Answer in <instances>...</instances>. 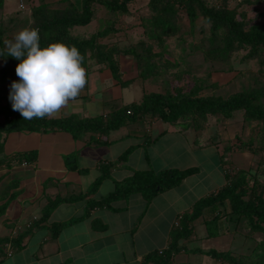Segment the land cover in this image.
Segmentation results:
<instances>
[{
    "label": "crops",
    "instance_id": "0c3cea01",
    "mask_svg": "<svg viewBox=\"0 0 264 264\" xmlns=\"http://www.w3.org/2000/svg\"><path fill=\"white\" fill-rule=\"evenodd\" d=\"M29 1L25 12L20 11L25 9L24 0H17L16 7L0 12V20L11 24L4 35L7 41L20 29L32 27L30 7L41 0ZM43 1L63 6L67 0ZM84 67L86 88L51 118L71 114L81 118L106 117L123 104L111 95L112 87H117L118 83L107 67L93 59H88ZM120 78L122 81L129 80V83L135 80L134 75L123 74ZM16 79L11 66L4 65L0 59V97L3 98L0 107L11 105L8 92L11 81ZM113 100L117 103L116 107L110 104ZM3 121L0 116V122ZM160 122L156 118L147 119L106 131L79 132L78 135L65 129L1 132L0 159L7 158V165L0 166V238H8L9 241L2 246L0 264H138L148 252L166 248L176 214L179 210L188 211L196 200L190 181L195 180L198 186L207 187V179L198 176L200 170L184 178L179 185L159 192L149 202L134 193L112 201L110 207L93 206L95 201L113 191L115 182L127 178L135 170L156 172L167 167L180 168L177 163L155 160L163 153H170L173 162L181 157L191 158L190 150L197 145L194 143L192 146L189 142L181 149L175 148V141L169 142L161 150L153 152L154 157L145 152V144L151 142L149 145H153L157 140L152 132L156 129L160 132ZM176 122L180 123L175 130L179 135L193 130L182 125L180 120ZM115 131H118L117 135L110 134ZM204 141L209 144L208 138L205 137ZM210 143L213 141L210 140ZM126 150L129 152L119 159ZM194 162L192 160L189 164ZM224 175L226 179L225 171ZM94 182H97L95 188L90 189ZM219 182H213L207 194L216 192L226 180L215 187ZM185 197L188 204L178 206V199ZM56 198L69 200L61 201L46 219H41L43 207ZM203 214H206L205 218H201ZM212 215L213 211L206 208L192 222L190 235L180 241L184 249L191 239L210 238L205 222ZM72 218L78 220L64 226L55 236L52 234V224ZM226 220L230 221L228 215L212 223L217 224V234L223 232L221 228ZM147 227L152 229L144 233ZM158 229L162 231L157 236ZM182 254H185L184 250L175 254L171 264H190L189 257L181 258Z\"/></svg>",
    "mask_w": 264,
    "mask_h": 264
},
{
    "label": "rangeland",
    "instance_id": "374dc122",
    "mask_svg": "<svg viewBox=\"0 0 264 264\" xmlns=\"http://www.w3.org/2000/svg\"><path fill=\"white\" fill-rule=\"evenodd\" d=\"M205 5L215 11H234V19L242 22L245 29L251 26H262L264 28V0H202ZM148 0H131L126 13H119L112 17L102 7L94 5L95 19L85 25L72 28V33L79 36H89L107 26L109 20L116 29L110 38L102 39L101 42L117 43L121 48L133 46L141 59L140 67L137 61L130 55L118 57V68L120 76H137L145 67H152L153 74L146 79L137 78L133 83H123L112 87L111 95L116 101L129 103L138 101L143 93L149 92H170L176 90L186 94L200 97L222 96L224 98L231 94L250 91L251 89L264 88V66L261 65L259 55L260 47L253 51L251 46L237 47L225 58L218 53V47L223 44V39L228 29L226 26L218 29L214 35L211 23L203 15L197 13L191 22L184 9H179L174 19L176 33L164 36L161 44L153 35L151 25V12L149 11ZM29 0H24L25 12ZM2 6V7H1ZM0 12L4 9H12L17 6V0H2ZM2 15V13H0ZM25 14V13H23ZM107 22V23H106ZM145 44L143 47L141 44ZM150 48V52H148ZM90 76V75H89ZM86 88V87H85ZM110 90V89H109ZM107 95V92L105 93ZM116 96V97H114ZM3 98L0 97V102ZM113 107L117 106L111 101ZM93 115V114H92ZM178 120L189 129L182 132V135L175 130L180 123L163 122L161 128L153 130L152 136H157L153 145L146 143L145 152L154 157L153 152L161 150L167 143L175 141L176 149L186 147V142L192 146L190 157H181L179 161H171V155L161 154L158 161L177 163L179 169L197 166L200 178H206V189L195 184V180L189 185L195 190L194 199L208 195L212 189L213 182L224 183V171L234 175L238 171H245L249 183L257 180L256 190H263L264 196V121L244 118V111L235 110L232 115L225 118L221 115L206 114L205 118L185 116ZM110 134L117 135L118 131ZM242 142H250L249 148H244L236 143L235 137ZM208 138V143L204 139ZM126 140V139H125ZM210 140L213 143H210ZM149 145V146H148ZM201 146V148H200ZM234 146L239 147L237 150ZM190 158V159H189ZM195 160L194 164H189ZM171 165V164H169ZM189 165V166H188ZM176 168V167H175ZM217 179V180H216ZM193 194L190 195V198ZM192 199V198H191ZM178 206L184 207L188 204L187 197L178 199ZM180 209V207H179ZM186 210H179V214ZM169 215V210L167 211ZM203 214L201 218H205ZM178 214H176V218ZM223 232L210 238H194L186 243L185 254L189 257L190 264H229L226 261H216L209 255L200 252V248L230 250L240 261L259 263L264 260V230L250 229L247 220L242 217L235 224L232 221H225ZM211 229L214 225L211 224ZM162 228V227H161ZM147 227L144 231H151ZM200 228H198V231ZM201 230L203 228L201 227ZM158 229V234L161 232ZM233 232V233H231ZM200 247V248H196ZM196 248V249H195ZM187 254V255H186ZM176 261V260H175ZM171 264V262L169 263Z\"/></svg>",
    "mask_w": 264,
    "mask_h": 264
},
{
    "label": "trees",
    "instance_id": "16d2710c",
    "mask_svg": "<svg viewBox=\"0 0 264 264\" xmlns=\"http://www.w3.org/2000/svg\"><path fill=\"white\" fill-rule=\"evenodd\" d=\"M65 1V0H64ZM131 0H67L63 6L47 3L41 0L35 5H31L29 20L32 27L39 29L40 43L46 45L50 41H63L68 45L75 46L84 57V66L88 59L103 64L108 68L112 77L118 84L128 83L129 80L122 81L118 68V57L120 55H130L137 61V67L141 57L133 46L121 48L117 43L101 42L102 39L110 38L116 31L113 28V20H109L107 26L89 36H79L71 32L75 26L85 25L95 18L94 5L102 7L105 12L112 17L126 13ZM2 0H0V6ZM149 11L151 12V25L153 35L161 44L164 36L176 33L174 19L179 9H184L189 20L192 22L197 13L211 23L214 35L219 28L226 26L228 33L225 34L223 44L218 47V53L225 58L237 47L251 46L253 51L260 47L261 65L264 66V28L262 26H251L245 29L242 22L234 19L235 12L228 10H213L205 5L202 0H148ZM107 23V22H106ZM11 24L0 20V53L6 55L4 35ZM145 47V44H141ZM150 52V48H148ZM4 65L11 66L15 75V65L17 60L11 56L0 58ZM141 64V65H140ZM152 67H145L133 78L146 79L152 75ZM17 77V76H16ZM18 78V77H17ZM173 94L170 92H149L143 93L138 101L124 103L113 110L109 116H96L91 118H81L74 114L67 117L42 118L32 120L23 119L17 111H13L11 105L0 107V116L4 121L0 122V133L14 130L36 131L40 129H65L78 135L79 132L88 130L106 131L118 128L125 123H135L147 119H159L163 122H176L179 118L193 116L205 118L206 114L221 115L228 118L235 110H243L244 118L257 121H264V88L251 89L250 91L238 92L224 98L222 96L200 97L186 94L183 91ZM236 143L244 148L250 147V142H242L239 137H235ZM0 142V151H1ZM239 147L234 146L237 150ZM129 150L122 153L121 159ZM31 154V153H30ZM34 154V152H32ZM24 155V154H23ZM5 159H0V166L5 164ZM197 166L186 168L167 167L156 172L145 169L135 170L132 175L121 181L115 182L113 191L104 198L95 201L93 206L110 207V203L116 199H124L131 194H140L146 202H149L159 192L168 190L179 185L182 180L192 174L197 173ZM226 174V183L216 192L196 199L188 211L178 214L180 219L176 226L172 225L168 246L160 250H152L143 256L138 264H169L172 257L184 249L180 242L187 238L192 230V222L198 218L203 210L208 208L213 211L212 218L205 222L208 236H215L218 232L217 224L211 229L212 223H217L218 218L228 215L230 221L237 224L244 217L250 229L264 230V196L263 190H256L257 180L249 183L247 174L241 170L236 174ZM98 181V180H97ZM94 182L90 189L95 188ZM69 198H56L49 200L43 207L41 219H46L52 209L61 201H68ZM220 212H223L220 214ZM72 218L65 222L51 225L52 234L55 236L64 226L77 221ZM9 241L8 238H0V254L2 246ZM15 241V240H14ZM264 243V242H263ZM18 247L20 244H17ZM264 247V245H263ZM216 261H226L229 264H256L243 262L230 250H216L213 248L201 250ZM264 264V260L257 263Z\"/></svg>",
    "mask_w": 264,
    "mask_h": 264
},
{
    "label": "clouds",
    "instance_id": "9594fccd",
    "mask_svg": "<svg viewBox=\"0 0 264 264\" xmlns=\"http://www.w3.org/2000/svg\"><path fill=\"white\" fill-rule=\"evenodd\" d=\"M6 55L18 62L8 100L25 120L52 117L77 98L87 83L84 57L63 41L41 45L39 29L25 27L5 42Z\"/></svg>",
    "mask_w": 264,
    "mask_h": 264
},
{
    "label": "built area",
    "instance_id": "2783aa9c",
    "mask_svg": "<svg viewBox=\"0 0 264 264\" xmlns=\"http://www.w3.org/2000/svg\"><path fill=\"white\" fill-rule=\"evenodd\" d=\"M22 7H23V6H22ZM179 219H180V216H178V217L174 220V222H173V225H174V226H176V225L178 224Z\"/></svg>",
    "mask_w": 264,
    "mask_h": 264
}]
</instances>
